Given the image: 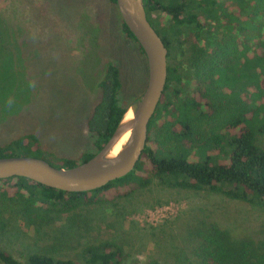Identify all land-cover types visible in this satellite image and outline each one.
Masks as SVG:
<instances>
[{
  "label": "rangeland",
  "instance_id": "374dc122",
  "mask_svg": "<svg viewBox=\"0 0 264 264\" xmlns=\"http://www.w3.org/2000/svg\"><path fill=\"white\" fill-rule=\"evenodd\" d=\"M220 4L222 20L203 34V44L225 34L241 53L252 49L255 59L248 57L247 66L246 55L234 61L222 87L231 94L242 90L264 117V59L260 64L258 58L264 0ZM119 23L110 0H0L6 48L0 53V144L34 132L58 155L93 151L86 124L100 97L95 82L105 61L120 68L123 104L139 99L148 81V64L138 45L120 33ZM190 31L171 34L170 63L191 76L195 39ZM3 59L10 63L7 75ZM258 143L264 148V135ZM4 189L9 197H0V249L23 263L32 253H47L88 264V246L113 242L123 251L121 264H203L219 242L240 264H264V206L222 193L174 188L154 179L127 197L113 189L104 193V201L72 211L38 208L25 214L16 188ZM0 264L5 263L0 259Z\"/></svg>",
  "mask_w": 264,
  "mask_h": 264
},
{
  "label": "trees",
  "instance_id": "16d2710c",
  "mask_svg": "<svg viewBox=\"0 0 264 264\" xmlns=\"http://www.w3.org/2000/svg\"><path fill=\"white\" fill-rule=\"evenodd\" d=\"M144 3L149 21L168 48V79L150 122L148 142L140 161L128 175L88 192H67L26 177L0 179V197H9L5 186L16 188L22 213L33 214L38 208L72 211L82 205L104 201V193L113 189L118 190L120 197H127L148 187L154 179L174 188L208 189L264 206V148L258 143L259 137L264 135V117L260 108H252L253 99L242 95V90L231 94L222 87L228 81L226 74L234 61L246 55L247 61L243 64L247 66L255 59V55L250 57L252 49L241 53L225 34L214 43L209 40L203 44V34L212 32L213 23L222 20L217 12L222 7L220 0H144ZM110 4L120 19V33L138 45L147 63L145 51L122 19L117 0H110ZM259 10L264 15V5ZM186 29L191 30L195 39L190 54L193 58L191 76L170 63L174 43L171 34L182 35ZM2 34L0 30V53L6 49L1 42ZM259 38L262 51H258V58L262 64L264 35ZM11 56L12 52L9 58ZM9 66L10 63L5 66V75ZM244 78L237 76L239 82ZM95 84L100 97L86 124L93 139V151L83 152L80 157L58 155L44 148L40 136L32 132L0 144V157L29 155L63 168L91 159L111 138L129 108V104H123L120 99L122 78L115 61H105ZM122 253L121 247L113 242L85 249L88 264H121ZM0 259L5 264H77L72 259L47 253H32L23 263L2 249ZM203 260V264H240L219 242L218 248L211 249ZM150 264L161 263L153 261Z\"/></svg>",
  "mask_w": 264,
  "mask_h": 264
},
{
  "label": "water",
  "instance_id": "95a60500",
  "mask_svg": "<svg viewBox=\"0 0 264 264\" xmlns=\"http://www.w3.org/2000/svg\"><path fill=\"white\" fill-rule=\"evenodd\" d=\"M122 19L137 38L147 57L148 81L139 99L126 114L103 148L91 159L71 168L56 167L34 156L0 157V179L26 177L67 192H88L106 186L132 172L148 142L149 125L162 99L168 79V48L149 21L144 0H117ZM127 132L130 136L121 151L111 152Z\"/></svg>",
  "mask_w": 264,
  "mask_h": 264
},
{
  "label": "bare ground",
  "instance_id": "6f19581e",
  "mask_svg": "<svg viewBox=\"0 0 264 264\" xmlns=\"http://www.w3.org/2000/svg\"><path fill=\"white\" fill-rule=\"evenodd\" d=\"M132 117H133V110L130 109L126 114V120H128ZM129 136H130V132H127L125 135H123V137L119 140V142L115 145L114 149L112 150L111 156H115L116 154H118L121 151L123 146L126 144Z\"/></svg>",
  "mask_w": 264,
  "mask_h": 264
},
{
  "label": "flooded vegetation",
  "instance_id": "af4514ba",
  "mask_svg": "<svg viewBox=\"0 0 264 264\" xmlns=\"http://www.w3.org/2000/svg\"><path fill=\"white\" fill-rule=\"evenodd\" d=\"M156 14H159V13H156Z\"/></svg>",
  "mask_w": 264,
  "mask_h": 264
}]
</instances>
